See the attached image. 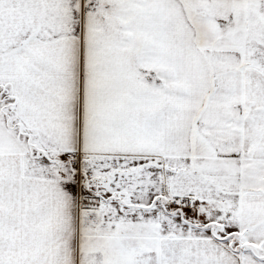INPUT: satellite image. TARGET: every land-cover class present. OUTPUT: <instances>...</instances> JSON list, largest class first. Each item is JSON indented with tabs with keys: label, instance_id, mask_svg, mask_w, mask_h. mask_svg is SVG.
<instances>
[{
	"label": "snow or ice",
	"instance_id": "obj_1",
	"mask_svg": "<svg viewBox=\"0 0 264 264\" xmlns=\"http://www.w3.org/2000/svg\"><path fill=\"white\" fill-rule=\"evenodd\" d=\"M0 264H264V0H0Z\"/></svg>",
	"mask_w": 264,
	"mask_h": 264
}]
</instances>
